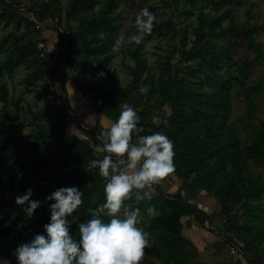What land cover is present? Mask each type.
I'll use <instances>...</instances> for the list:
<instances>
[{
	"label": "trees",
	"instance_id": "trees-1",
	"mask_svg": "<svg viewBox=\"0 0 264 264\" xmlns=\"http://www.w3.org/2000/svg\"><path fill=\"white\" fill-rule=\"evenodd\" d=\"M239 2L162 0L150 5L151 11L161 4L171 10L166 19L154 24L152 32L146 34L148 37L156 33L165 37L172 31L176 34V28L183 31L181 44L173 45L159 59L157 68L150 67L142 53L144 40L113 50L122 27L117 23L118 0H71L66 6L63 0L7 1L24 7L18 10L0 2V53L3 54L0 57V243L3 241L5 251L44 231L43 224L50 219L51 203L45 198L61 186L77 185L83 190L84 203L73 213L78 218L71 225L72 233H78V224L91 216L89 209L105 199V178L98 169L88 168L92 159L102 158L104 153L99 155L86 139L69 128L68 122L72 120L79 128L78 133L101 148L99 133L107 126L101 124L100 115L115 120L121 105L131 102L141 116L142 134L160 131L174 142L176 167L170 174L214 196L218 208L208 215L213 222L222 221L223 228H217L231 239L223 238V241L240 250L244 257L248 256L253 264H264V180L247 171L248 159L264 166V119L257 126L248 122L254 141L246 149H242L236 123L230 122L234 84L244 87L247 120L255 112L253 93L263 89L261 84L246 86V71L253 61L236 58L239 41L252 47L255 60L263 57L261 42L251 41L262 25L252 21V8L246 12L250 18L246 23L238 21L234 4ZM28 10L38 15V19L29 17ZM48 17L54 24L58 18L60 26H64L63 44L57 55L68 41L62 60L73 69L72 78L81 94L96 106L92 128L69 111L68 102L57 96L52 87L46 90L54 93L57 104L46 101L41 107L39 102L25 100L23 95L14 96L9 88L8 79L21 66L27 69L23 77L24 94L33 93L45 76L51 79L54 55L47 50L45 41H48L41 34ZM191 18L192 30L185 23ZM40 43L45 47H38ZM118 54L135 61L134 65L124 62L133 76L128 85L119 81L113 67ZM177 54L180 59L176 63ZM182 62L184 65L179 66ZM55 80L63 86L61 91L66 97L65 82ZM145 86L146 94L141 91ZM157 107L164 115H153ZM42 110L46 112L37 119ZM27 114L31 117L25 119ZM155 117L162 121L155 123ZM27 126L29 131L25 129ZM29 187L33 189L32 198L42 201L33 218H28L15 202V197ZM154 188L150 201H137L134 195L127 201L130 206L141 208L143 221H147L143 227L150 234L151 246H146L140 264H203L198 246L183 235V218L192 215L206 229L205 217L175 200L185 199L182 189L164 192L159 183ZM150 206L156 210L152 216L147 212ZM238 217L244 221L240 223ZM14 264H18L16 257ZM229 264H241V261L230 258Z\"/></svg>",
	"mask_w": 264,
	"mask_h": 264
},
{
	"label": "clouds",
	"instance_id": "clouds-1",
	"mask_svg": "<svg viewBox=\"0 0 264 264\" xmlns=\"http://www.w3.org/2000/svg\"><path fill=\"white\" fill-rule=\"evenodd\" d=\"M156 19L149 8L140 10L135 17V33L130 37L121 33L113 50L118 51L126 42H142ZM141 91L146 92L147 87ZM140 120L137 110L124 103L118 118L99 133L104 155L92 159L88 168L98 169L105 178V199L89 209L91 216L78 224V233H72L71 225L78 218L73 213L84 203L83 190L77 185L58 187L45 198L51 203L44 231L13 250L18 264H140L146 246H151L150 234L142 226L141 208L127 201L133 195L137 201H150L153 185L176 167L171 138L160 131L142 134ZM32 197L31 187L15 197L28 218L34 217L42 203ZM147 212L152 214L154 206Z\"/></svg>",
	"mask_w": 264,
	"mask_h": 264
},
{
	"label": "rangeland",
	"instance_id": "rangeland-1",
	"mask_svg": "<svg viewBox=\"0 0 264 264\" xmlns=\"http://www.w3.org/2000/svg\"><path fill=\"white\" fill-rule=\"evenodd\" d=\"M6 1H12V0H6ZM21 1L26 3V0H21ZM70 1L71 0H63L64 3L63 5L64 6L68 5ZM118 1L120 3V7L117 10V12L120 14V18L119 20H117V23L122 25L121 33H123L126 37H130L136 31L134 22L137 13L145 7L149 8L150 5L159 4L162 0H118ZM208 8L209 7H207L206 10H208ZM250 8H252V13L254 14L252 21L255 22L256 24L262 25V28L255 33V36L252 38L251 41L253 43L261 42L263 48V57L258 60H255L256 54L252 49V47H249V45H247L246 42L244 41H239V46H238L239 53L237 54L236 58L248 59L250 61H253L251 66L246 71L248 77L247 79L244 80L245 84L246 86L261 84L263 85V89L257 90L256 92L253 93L255 112L251 117V119L247 120L246 114L248 111V105L246 98L244 96V87L239 83H235L232 88L233 108L230 114V122L236 123V126L239 129V133L242 139V143H241L242 149H246L254 141L253 131L251 126L248 125V122H251L252 125L257 126L259 122L262 119H264V0H240L238 4H234L235 15L237 16L238 21L241 23L243 22L246 23L247 20L250 19L247 17L246 14V12ZM170 10L171 9L168 6H164L163 4H161V6L158 9L152 11L153 13H155L157 18L155 23L157 21L166 19L170 15ZM28 11L29 12H27V14L29 17L38 19V15H34L33 12H30V10ZM185 23L192 30V26H193L192 18L186 21ZM48 24L51 26H49ZM63 27L64 26L62 25L61 28L63 29ZM9 28H12V26H10ZM50 29L54 31L53 36L48 34V32H50ZM62 29L59 30L58 28H55V24L53 20L50 19L49 17L45 20V22L42 24L41 27V32H42L41 34H43L46 40L48 41V42L45 41L46 43L45 46L47 50L52 52L54 55L52 57V64H51L54 66L57 59L60 56V54L57 55V53H59V50L62 48L61 46L63 44V39L61 37V33L63 31ZM21 30H17V32L20 33ZM174 32L175 31H172L169 35L165 37L160 36L157 33L151 37L145 35L143 39L145 43V47L142 53L147 57V61L150 67L157 68L158 67L157 63L159 59L162 58L163 55H167L173 45L179 46L181 44L180 39L183 37V31L180 30L179 28H176V34ZM191 37L192 35L189 38V42L191 41ZM131 43L132 42H126L125 45L128 46ZM43 46L44 44L42 43H40V45L38 44V47H43ZM187 47H189V45ZM0 57L1 58L3 57L2 53H0ZM179 59H180V55L177 54L174 57V61L177 63ZM124 62L129 63L131 65L135 64V61L129 56L127 58H124L122 54H118L114 59L113 67L118 72L119 81L122 82L124 85H128L129 83L132 82L133 76L130 73L129 69L126 68V66L124 65ZM180 65L183 66L184 62L180 63L179 66ZM26 71L27 69L24 66H21L18 70L14 72L12 78L8 79L9 88L12 90L14 96L18 97L20 95H23L25 100H29L30 102H35V103L39 102L40 107L43 106L46 101L52 104H57V101L55 100L56 96L54 95V93H51V91L46 90L47 87H52L54 88L57 96L63 97L66 100V102H68L67 105L68 108L70 109L69 111L74 116L77 115L84 124H87L91 128L95 126L96 115L93 109L94 106L90 102V99H87L81 94V91L78 89L76 80L72 78L74 75V71L73 69L68 67V63L66 60L61 59L55 74L56 75L55 78L59 79L62 82H65L64 87L66 88V92H67L66 97H64L61 91L63 86L58 82V80H55V78L52 79V77L51 79H49L48 76H45L39 81L36 90L33 93L24 94L25 86L23 83V77L25 76ZM146 92L144 93L146 94ZM131 93L134 96V98H136L135 90L132 89ZM128 104H130L136 109L134 103L129 102ZM36 107L39 108L38 106ZM137 108L141 109L139 105L137 106ZM45 112L46 110L40 111L38 113L39 116L37 117V119H39V117L42 116ZM152 113L153 115H158V114L164 115L162 109H159L158 107L155 108ZM105 116L104 119H108L109 122L114 120L108 116L107 117ZM28 117H31V114H27L25 119ZM161 121L162 118L155 117L154 120L155 123H160ZM106 122L104 125L108 126ZM68 124H69V128L72 129L73 132H78L77 130L79 128L73 123L72 120H69ZM18 128L23 131L21 127ZM25 129L27 131L30 130L28 126ZM6 132L7 131H5L4 133L6 134ZM77 134L82 136L83 139H86V141L89 142L94 147V149H96L99 155L103 154L100 151V147L97 145V143H95L94 141H90L87 138V136L82 135V133H77ZM247 163H248V167H247L248 173L252 176H260L261 179L264 180V166L256 163L254 159H248ZM159 184L162 190L168 193H175L178 190L182 189L185 199L199 206L201 209L207 211L209 214H212L214 210L218 208L213 195L208 194L207 192L196 188L195 186L192 185L190 181L183 182L175 174H170L162 178ZM151 191L155 192L154 185ZM155 211L152 214H150V216H152L155 213ZM239 211H240L239 213H241L242 208H240ZM187 217L183 218L184 226H185L184 227L185 229L183 230V235L185 237L187 236L190 237L191 235L189 234L188 228L190 230L191 224L193 222L199 226L200 224L194 218V216L191 215L190 217L188 218ZM237 220L240 223H242L244 221V218L238 217ZM146 222H147L146 219H144V221L142 222V226H144ZM214 226L223 228V223L219 219H215ZM249 237L251 238L252 235H249ZM192 238L200 250V260L203 264H218L220 259L223 258H225L226 260L232 258L233 261H242L241 262L242 264L243 263L246 264L245 261L247 260L244 258L240 250L235 249L231 247L230 244L225 243L223 241V238L219 234L215 233L212 230H209L207 227L206 229L202 228L200 233H196V232L192 233ZM3 248H4V243L2 241L0 243V264H14V259H15V255L13 251L14 249L5 251ZM223 250L227 252V255L223 254ZM216 256L219 260H216L215 258Z\"/></svg>",
	"mask_w": 264,
	"mask_h": 264
},
{
	"label": "water",
	"instance_id": "water-1",
	"mask_svg": "<svg viewBox=\"0 0 264 264\" xmlns=\"http://www.w3.org/2000/svg\"><path fill=\"white\" fill-rule=\"evenodd\" d=\"M0 2L7 6V7H11L13 9H23L22 7L18 6V5H13V4H10V3H7L6 0H0ZM33 8V7H32ZM53 16L55 17V13L52 12ZM55 25H56V28H58L59 30H61V26H60V22L58 21V18H55ZM63 32V31H62ZM66 41H67V37H66ZM68 46V41L66 42V46L64 48V50L67 48ZM64 50L60 53V56L59 58L57 59L56 63H55V66H54V69H53V73H52V79L55 78V74H56V71L58 69V65L63 57V54H64ZM70 110V109H69ZM157 185V184H155ZM177 200L179 203H181L182 205H185L187 207H190L192 208L193 210L197 211L198 213H200L203 217H205L206 219V227L209 229V230H212L214 231L215 233L219 234L222 238L224 239H228L229 241L231 240L229 238V236H227L223 231H221L220 229H218L217 227L214 226V222L213 220L211 219V217L208 215L209 213L203 209H201L199 206L195 205L194 203L188 201V200H178V199H175ZM246 255V254H245ZM246 259H248L247 257L248 256H245ZM248 261H250L252 264L253 262L250 260V258L248 259Z\"/></svg>",
	"mask_w": 264,
	"mask_h": 264
},
{
	"label": "crops",
	"instance_id": "crops-1",
	"mask_svg": "<svg viewBox=\"0 0 264 264\" xmlns=\"http://www.w3.org/2000/svg\"><path fill=\"white\" fill-rule=\"evenodd\" d=\"M53 33H54V31L53 30H51L50 29V32H48V34H50V35H52L53 36ZM88 99V98H87ZM90 102H91V99H90ZM92 103V102H91ZM93 104V103H92ZM93 106H94V111H95V113H96V106L93 104ZM104 116H105V114H102L101 115V117H100V121H101V124H105V122H106V120H107V124L109 125L110 124V122L108 121V119H104ZM105 117H107V116H105ZM78 133V132H77ZM79 133H81V132H79ZM191 216V215H190ZM190 216H188V217H190ZM185 217H187V216H185ZM187 217V218H188ZM202 226H199V225H197L196 223H192L191 224V227H190V230H189V228H188V231H189V234L191 235H189L191 238H192V233H200L201 232V230H202ZM185 229V228H184ZM204 229V228H203ZM192 232V233H191ZM188 237V236H187ZM189 237V238H190ZM190 238V239H191ZM192 240H193V238H192ZM216 240V239H215ZM223 254H225V255H227V252L225 251V250H223ZM216 258V260H219L218 258H217V256L215 257ZM224 260V261H223ZM245 261V260H244ZM242 262V261H241ZM246 262V264H249V262H247V261H245ZM219 264H229V260H226L225 258H223V259H220V261L218 262ZM242 264V263H241ZM244 264V263H243Z\"/></svg>",
	"mask_w": 264,
	"mask_h": 264
},
{
	"label": "flooded vegetation",
	"instance_id": "flooded-vegetation-1",
	"mask_svg": "<svg viewBox=\"0 0 264 264\" xmlns=\"http://www.w3.org/2000/svg\"><path fill=\"white\" fill-rule=\"evenodd\" d=\"M245 258V257H244ZM246 259V258H245ZM247 260V259H246ZM248 261V260H247Z\"/></svg>",
	"mask_w": 264,
	"mask_h": 264
}]
</instances>
